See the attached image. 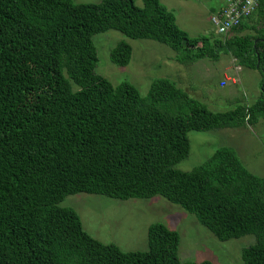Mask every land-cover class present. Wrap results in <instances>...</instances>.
<instances>
[{
  "label": "trees",
  "instance_id": "obj_1",
  "mask_svg": "<svg viewBox=\"0 0 264 264\" xmlns=\"http://www.w3.org/2000/svg\"><path fill=\"white\" fill-rule=\"evenodd\" d=\"M142 2L0 0V264H213L182 260L178 231L161 222L149 225L145 251L96 239L60 205L80 192L162 196L221 241L254 235L242 263L264 264V177L226 146L190 171L176 168L190 153L188 132L264 119V0L227 36H190L161 0ZM111 28L167 45L184 65L231 54L260 73L259 95L214 112L167 77L146 95L114 85L96 72L93 42ZM131 55L120 40L110 60L125 66Z\"/></svg>",
  "mask_w": 264,
  "mask_h": 264
},
{
  "label": "rangeland",
  "instance_id": "obj_2",
  "mask_svg": "<svg viewBox=\"0 0 264 264\" xmlns=\"http://www.w3.org/2000/svg\"><path fill=\"white\" fill-rule=\"evenodd\" d=\"M78 3H96L99 0H73ZM171 10L180 28L190 36L214 31L211 14L228 0H161ZM142 6V0H135ZM216 36H221L215 34ZM120 40L132 47L130 62L118 66L110 60V51ZM97 50L96 72L114 85L122 81L133 83L146 95L155 78L174 80L191 96L204 103L211 111H228L238 104H251L260 92L261 75L237 63L225 52L217 59L204 58L184 65L176 61V52L165 44L149 38H131L111 28L93 36ZM226 73V74H225ZM225 75L235 82H222ZM222 80V82H221ZM190 153L176 164L182 171H190L203 163L220 147L233 148L244 166L264 177V119L253 125L217 128L188 132ZM62 206L73 207L79 214L84 229L104 243H114L125 251L148 249V227L161 222L178 231V253L182 260L213 264H243V248L255 242L254 235H245L225 241L219 240L196 216L162 196L149 199L122 200L101 194L80 192L68 195Z\"/></svg>",
  "mask_w": 264,
  "mask_h": 264
},
{
  "label": "built area",
  "instance_id": "obj_3",
  "mask_svg": "<svg viewBox=\"0 0 264 264\" xmlns=\"http://www.w3.org/2000/svg\"><path fill=\"white\" fill-rule=\"evenodd\" d=\"M259 0H228L223 8L211 14V22L214 31L218 35L227 36L231 30L251 16L258 7ZM226 80L222 82L225 85L227 81H233L234 78L225 76Z\"/></svg>",
  "mask_w": 264,
  "mask_h": 264
},
{
  "label": "crops",
  "instance_id": "obj_4",
  "mask_svg": "<svg viewBox=\"0 0 264 264\" xmlns=\"http://www.w3.org/2000/svg\"><path fill=\"white\" fill-rule=\"evenodd\" d=\"M226 74V73H225ZM226 76V75H225ZM221 82H222V80H221ZM227 82H230V81H227ZM234 82H235V80H234ZM227 84V83H226Z\"/></svg>",
  "mask_w": 264,
  "mask_h": 264
}]
</instances>
